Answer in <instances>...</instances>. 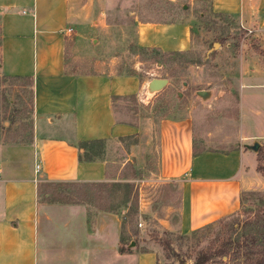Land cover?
<instances>
[{
  "label": "crops",
  "instance_id": "obj_1",
  "mask_svg": "<svg viewBox=\"0 0 264 264\" xmlns=\"http://www.w3.org/2000/svg\"><path fill=\"white\" fill-rule=\"evenodd\" d=\"M140 1L0 0V74L27 78L31 91L27 132L0 137V264H156L154 247H127V169L142 173L140 184L174 183L177 217L162 221L182 235L236 213L242 195L264 192L257 150L244 146L264 135L246 131L240 112L239 90L251 81L238 83L236 131L223 136L230 146L207 148L211 134L195 108L160 118L150 172L148 116L140 110L156 92L147 94L148 77L116 71L112 49L130 43L182 52L191 45V26L141 19ZM201 1L264 44V0H184L181 7ZM125 97L136 101L132 118L118 117ZM51 183L77 184L89 197L70 202L60 187L47 192ZM97 198L108 201L105 208Z\"/></svg>",
  "mask_w": 264,
  "mask_h": 264
},
{
  "label": "rangeland",
  "instance_id": "obj_2",
  "mask_svg": "<svg viewBox=\"0 0 264 264\" xmlns=\"http://www.w3.org/2000/svg\"><path fill=\"white\" fill-rule=\"evenodd\" d=\"M182 4H185L184 0H141L138 8L143 14L141 19L189 22V49L160 53L139 50L130 43H122L112 49L119 54L113 60L116 71L167 79L166 84L148 99L147 107L140 110L142 116H148L143 131H147L148 146L153 148L148 150L150 172L156 168L154 125L160 118L183 117L195 108L194 117L200 115L205 122L204 129L211 134L206 139L207 148L230 146V138L223 136H232L236 131L234 120L238 118L236 107L241 80L254 82V86H244L239 90L245 130L254 131L257 128L264 135V52H261L264 51V44L261 37L240 27L233 17L212 13L202 1L188 3L184 8ZM213 43L216 45L212 46ZM87 54V57L93 56L90 51ZM182 82L186 83L184 87ZM202 89L210 93L205 100L196 94ZM30 97V81L27 78L0 74V137H12L11 132H14L13 136H22L27 132ZM120 100L117 104L118 117L132 118L136 101L133 97ZM256 108L259 115H256ZM204 129L203 133H206ZM258 141L264 159V138L260 137ZM127 170L124 172L126 176L134 180L131 181V199L124 218L130 228V241L134 243L131 247L141 250L148 245L154 247L156 264H192L197 252L206 246L227 243L228 239L240 240L249 233L257 237L262 234L260 236L264 238V192L242 195L236 213L182 235L167 231L164 227L166 222L162 221L165 218L168 222H175L177 217L178 196L174 183L160 186L140 184L142 173ZM145 175L146 178L150 176L149 172L148 176ZM59 187L60 191L70 193V202L86 201L89 197L83 195V189L77 184L51 183L47 192ZM57 196L63 195L60 193ZM38 200L43 202L41 194ZM95 202L103 208L108 203L105 198H97ZM233 251L231 244L227 257L221 258L222 264H242V258H234ZM217 259L212 258L206 264H219L215 262Z\"/></svg>",
  "mask_w": 264,
  "mask_h": 264
},
{
  "label": "trees",
  "instance_id": "obj_3",
  "mask_svg": "<svg viewBox=\"0 0 264 264\" xmlns=\"http://www.w3.org/2000/svg\"><path fill=\"white\" fill-rule=\"evenodd\" d=\"M261 52L263 53L264 51ZM262 154V148L258 147L256 152V170L264 177V159ZM260 235L257 237L249 233L242 236L240 240L232 241L228 239L227 243L223 242L213 247L206 246L197 252L192 264H206L209 260L216 257L219 259L215 262L222 264L221 258L227 257L231 244L234 246L233 257H241L242 264H264V238Z\"/></svg>",
  "mask_w": 264,
  "mask_h": 264
},
{
  "label": "water",
  "instance_id": "obj_4",
  "mask_svg": "<svg viewBox=\"0 0 264 264\" xmlns=\"http://www.w3.org/2000/svg\"><path fill=\"white\" fill-rule=\"evenodd\" d=\"M216 43H213L212 46H215ZM167 82L166 78H157V77H151L148 79L147 83H146V92L147 93H154L158 90H160ZM181 85L184 87L186 85L185 82H182ZM180 94V93H177ZM196 94L202 99L205 100L206 98L209 97L210 93L208 90H198L196 91ZM247 149L252 150V151H256L259 143L256 140H253L251 143L249 144H245L244 145ZM133 241H130L127 245V247H131L133 246Z\"/></svg>",
  "mask_w": 264,
  "mask_h": 264
},
{
  "label": "built area",
  "instance_id": "obj_5",
  "mask_svg": "<svg viewBox=\"0 0 264 264\" xmlns=\"http://www.w3.org/2000/svg\"><path fill=\"white\" fill-rule=\"evenodd\" d=\"M65 31H66L67 33H69V32L71 31V29H70V28H66ZM36 170H37V165H35V171H36Z\"/></svg>",
  "mask_w": 264,
  "mask_h": 264
}]
</instances>
